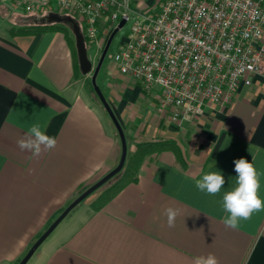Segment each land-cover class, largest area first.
I'll return each instance as SVG.
<instances>
[{
  "label": "crops",
  "instance_id": "obj_1",
  "mask_svg": "<svg viewBox=\"0 0 264 264\" xmlns=\"http://www.w3.org/2000/svg\"><path fill=\"white\" fill-rule=\"evenodd\" d=\"M14 12L0 3V264H17L120 156L116 128L65 35L47 16ZM92 48L96 62L100 54ZM125 76L103 73L98 85L121 116L127 153L136 142L170 143L147 154L136 179L100 207L94 205L98 192L78 203L26 264H194L209 253L219 264H264V208L235 229L222 222L229 215L223 194L236 186L235 159L254 165L264 200V77L240 85L225 107L211 105L198 117L173 122L158 110L156 86L146 90ZM33 124L57 140L35 157L17 146ZM210 171L226 180L216 195L196 187ZM169 207L180 209L171 228Z\"/></svg>",
  "mask_w": 264,
  "mask_h": 264
},
{
  "label": "built area",
  "instance_id": "obj_2",
  "mask_svg": "<svg viewBox=\"0 0 264 264\" xmlns=\"http://www.w3.org/2000/svg\"><path fill=\"white\" fill-rule=\"evenodd\" d=\"M134 2L0 0L11 11L71 17L99 54L105 35L129 21L112 59L142 88H158V110L173 122L225 107L240 85L264 77V0H162L145 11Z\"/></svg>",
  "mask_w": 264,
  "mask_h": 264
},
{
  "label": "clouds",
  "instance_id": "obj_3",
  "mask_svg": "<svg viewBox=\"0 0 264 264\" xmlns=\"http://www.w3.org/2000/svg\"><path fill=\"white\" fill-rule=\"evenodd\" d=\"M56 144V138L47 135L40 124H33L25 136L17 141V146L22 151L27 150L34 157L43 151L54 149ZM233 163L237 178L236 186L223 194V208L229 215L224 217L222 222L226 227L235 229L239 220H247L254 211L264 208V200L258 195L259 180L254 165L243 157L235 159ZM225 183V177L219 171H210L196 182V187L201 192L216 195L220 193ZM165 214L168 227H174L180 209L169 207ZM194 264H219V260L214 254L209 253L196 257Z\"/></svg>",
  "mask_w": 264,
  "mask_h": 264
},
{
  "label": "water",
  "instance_id": "obj_4",
  "mask_svg": "<svg viewBox=\"0 0 264 264\" xmlns=\"http://www.w3.org/2000/svg\"><path fill=\"white\" fill-rule=\"evenodd\" d=\"M47 21H65L70 24L74 35H75V45L76 52L78 56L79 68L83 74H87L91 72L90 81L93 87L94 92L108 113L112 123L114 124L116 131L118 133L119 141H120V156L117 164L107 171L103 176L97 179L95 182L87 186L84 190H82L74 199H72L65 208L52 220V222L46 227V229L35 239V241L30 245L26 253L21 257L17 264H26L30 257L33 255L35 250L40 246V244L49 236V234L54 230V228L59 224V222L84 198H86L89 194L95 191L98 187L104 184L108 179L118 173L125 162L127 156V140L123 130V123L121 116L115 106L108 100H106L103 95L99 85L96 82V77L101 67V64L106 55L107 49L111 43L112 38L118 29L124 24V19H121L118 25L109 33L107 36L105 43L101 49L100 55L94 65L87 55V50L85 47L84 37L80 32V28L78 24L69 16H59L54 13H51L47 16Z\"/></svg>",
  "mask_w": 264,
  "mask_h": 264
},
{
  "label": "rangeland",
  "instance_id": "obj_5",
  "mask_svg": "<svg viewBox=\"0 0 264 264\" xmlns=\"http://www.w3.org/2000/svg\"><path fill=\"white\" fill-rule=\"evenodd\" d=\"M135 8L137 10H141V11H145L147 9V6L145 4V0H140V2H137L134 4ZM48 13V10L47 9H43V10H37V11H34V12H31V13H27V12H23L21 11L20 9H17L15 10V12L13 13L14 15H17V14H21V15H36V16H40V17H43V16H46ZM54 25L56 26L57 30H59L60 32H62L65 37H66V40L68 41L71 49L73 50V52L75 53L76 55V61L78 63V66H79V62H78V56H77V52H76V39H75V35H74V32H73V29L71 27L70 24L66 23L65 21H54L53 22ZM12 24V23H11ZM128 27H129V21H127L114 35V37L112 38L111 40V43L107 49V52H106V55L104 57V60L101 64V67L99 69V72L97 74V77H96V82L97 84L100 83V78H101V75L104 73L108 76H121V77H124V78H128L126 77L124 74L122 73H119L118 69H117V66L115 64V62L113 61L112 59V55L113 53L115 52L116 48H117V45H118V42L120 41V39L123 37V35H125V33L127 32L128 30ZM80 32L81 34L83 35L84 32H83V28L80 26ZM106 38H107V35H105ZM84 37V35H83ZM105 38V40H106ZM84 41H85V47H86V50H87V55L88 57L91 59V53L93 52V48L92 46L89 44V42L85 39L84 37ZM92 63H93V67L95 65V59H92ZM91 75V72L90 74ZM88 85H89V88L91 89V91L93 92L94 94V97L95 99L98 101L97 103H99V105H101V107L105 110V108L103 107L102 103L100 102L99 98L97 97L96 93L94 92L93 90V87L91 85V81L88 82ZM106 111V110H105ZM107 113V112H106ZM108 116V114H107ZM109 117V116H108ZM110 119V117H109ZM114 179L112 180H109V182L107 184H105L104 186L108 185L110 182H112ZM100 187H98L95 191H93L92 193H97L99 192V189ZM89 195H92V194H89ZM86 199V198H84ZM83 199V200H84ZM89 199V198H88ZM88 201V200H87ZM81 202V201H80ZM79 202V203H80ZM75 209H79V208H74L73 210H71L60 222L59 224L54 228V230L49 234V235H52L53 233H55L57 230H59V228L62 227V225H64V223L67 221V219H69L71 213H73L74 211H76ZM47 238V237H46ZM41 245V244H40Z\"/></svg>",
  "mask_w": 264,
  "mask_h": 264
},
{
  "label": "trees",
  "instance_id": "obj_6",
  "mask_svg": "<svg viewBox=\"0 0 264 264\" xmlns=\"http://www.w3.org/2000/svg\"><path fill=\"white\" fill-rule=\"evenodd\" d=\"M54 21H51L53 24ZM49 23H43L42 28L48 26ZM38 25V24H34ZM127 140V139H126ZM170 143L169 140H146L141 142H136L134 150L131 153H127L124 165L122 169L108 179L104 184L100 186L97 197L94 200V205L96 208L100 207L105 201L111 198L120 188L130 181L136 179V174L140 163L143 158L152 152H156L163 148L165 145ZM129 143L127 142V148ZM114 179L108 185L104 186L109 182V180Z\"/></svg>",
  "mask_w": 264,
  "mask_h": 264
}]
</instances>
